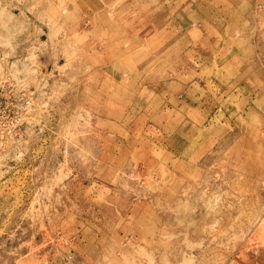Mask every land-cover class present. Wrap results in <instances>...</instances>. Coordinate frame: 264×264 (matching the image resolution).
I'll list each match as a JSON object with an SVG mask.
<instances>
[{"label":"rangeland","instance_id":"obj_1","mask_svg":"<svg viewBox=\"0 0 264 264\" xmlns=\"http://www.w3.org/2000/svg\"><path fill=\"white\" fill-rule=\"evenodd\" d=\"M86 3L0 0V264H264V0H174L154 61Z\"/></svg>","mask_w":264,"mask_h":264},{"label":"crops","instance_id":"obj_2","mask_svg":"<svg viewBox=\"0 0 264 264\" xmlns=\"http://www.w3.org/2000/svg\"><path fill=\"white\" fill-rule=\"evenodd\" d=\"M88 1V3H86L85 5V9H84V14L87 15V17H89V23L91 24L90 28L91 30H95V28L98 26V24L95 22L97 17H104L106 19V23L103 25V27L98 28L96 30L99 31H103L105 28H107L106 30H111L113 28H115L117 25L122 27V30L125 32H128L129 34L126 35L125 37H123V42L122 40H118L115 39L114 41H111V43H117L118 45L112 44L111 46H116V49H120L121 47H129L130 45H132V47L135 44L134 39L132 36L135 35V32H141L145 26L142 28V26L145 24H147V28L146 31H148L150 33V37H149V45L151 47H149V61H154V59H157L158 54L159 56H163V52H160L159 49L160 48H164V54L167 55V47L170 48V46L172 45H168L167 41L165 42V44H162V42H157V38L158 36H160V34L158 35V33H166V37L167 36H172L173 34V29H175L176 31L180 32V36L183 38V34H185V36H187L188 38V32H189V28L193 26V22L190 20V17L188 16V13H185L182 11L183 14H181L182 16L179 17V19L177 20V15H174L172 13V9H173V1L174 0H86ZM159 4V5H158ZM162 5V6H161ZM183 5V4H182ZM183 7V6H182ZM181 7V8H182ZM184 7H186V1L184 4ZM110 11L114 12L116 15H122L124 16H128V20L126 24L121 23V21L116 17L114 19V21H118L117 24L114 23V21H108L106 18L107 14H111L109 13ZM171 11V12H170ZM188 11V8L186 9V12ZM161 12V13H158ZM78 14L82 13L81 11H77ZM114 14V15H115ZM157 14H161L164 15L163 20H161L160 22L157 21ZM221 14V13H220ZM148 17L146 20H144L143 25L141 23V17ZM257 16H261L264 19V5L263 6H259L257 8H251L248 9V31H260L259 33H264V25L261 29H259V25L260 23L257 22H253L254 18L253 17H257ZM137 17V19L135 18ZM250 17V18H249ZM138 20V21H137ZM130 21H132L130 23ZM186 21V23L184 22ZM256 21V19H255ZM191 24V25H190ZM61 25V24H59ZM58 25V26H59ZM119 26V27H120ZM63 27V26H62ZM65 27V26H64ZM261 34V36H262ZM140 35V34H139ZM170 36V37H171ZM140 37V36H139ZM127 39V42L125 41ZM121 41V42H120ZM258 43L256 44L257 47H260L262 49V53H263V49H264V36H262L261 38L259 37V41H257ZM154 43V46H153ZM123 44V45H122ZM249 46H252L251 44H248ZM109 46V45H108ZM120 54V56H119ZM263 55V54H262ZM115 56V55H114ZM113 56V57H114ZM117 58H111V61L114 63H119L120 60H122V58H126L128 56H130L129 54H124V52L122 51H118L117 52ZM119 58V59H118ZM160 58V57H159ZM139 61V60H137ZM140 62V61H139ZM156 62V60H155ZM263 62V63H262ZM262 72L264 71V60L261 61V69ZM123 77L124 79H133L135 77L132 76H128L127 74L124 73L125 76ZM130 75V74H129ZM155 93V92H154Z\"/></svg>","mask_w":264,"mask_h":264},{"label":"built area","instance_id":"obj_3","mask_svg":"<svg viewBox=\"0 0 264 264\" xmlns=\"http://www.w3.org/2000/svg\"><path fill=\"white\" fill-rule=\"evenodd\" d=\"M1 83V82H0Z\"/></svg>","mask_w":264,"mask_h":264}]
</instances>
